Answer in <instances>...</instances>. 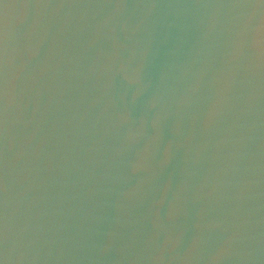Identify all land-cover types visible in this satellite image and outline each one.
<instances>
[{"label": "water", "instance_id": "95a60500", "mask_svg": "<svg viewBox=\"0 0 264 264\" xmlns=\"http://www.w3.org/2000/svg\"><path fill=\"white\" fill-rule=\"evenodd\" d=\"M0 264H264V0H0Z\"/></svg>", "mask_w": 264, "mask_h": 264}]
</instances>
